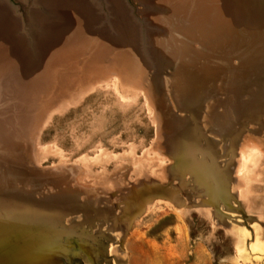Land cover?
<instances>
[{
	"label": "rangeland",
	"instance_id": "1",
	"mask_svg": "<svg viewBox=\"0 0 264 264\" xmlns=\"http://www.w3.org/2000/svg\"><path fill=\"white\" fill-rule=\"evenodd\" d=\"M4 1L24 19L27 34L37 23L34 9H47L39 0ZM87 1L101 28L110 25L115 34V13L124 9L137 26L141 61L156 75L153 3ZM115 53L95 68L87 53L53 64L32 112L27 168L21 163L24 173L12 176L36 200L56 203L13 213L0 206V264H264V115L258 123L237 122L230 141L223 129L199 123L216 142L215 158L195 157L182 140L173 152L158 98L144 82L120 76ZM69 66L76 67L73 80L58 89L57 75ZM167 102L175 115L190 116Z\"/></svg>",
	"mask_w": 264,
	"mask_h": 264
},
{
	"label": "bare ground",
	"instance_id": "2",
	"mask_svg": "<svg viewBox=\"0 0 264 264\" xmlns=\"http://www.w3.org/2000/svg\"><path fill=\"white\" fill-rule=\"evenodd\" d=\"M150 1L153 4L146 12L158 27V33L151 35L159 68L156 75L141 61L135 40L137 26L129 15L130 20L126 18L123 8L115 13L118 18L112 30L119 31L115 34L110 25L101 28L100 18L87 0H39V4L47 3L48 10L34 9L30 19L36 18L37 23L30 24L27 34L17 10L0 2V206L10 207L13 213L56 203L51 197L36 200L12 176L24 173L21 163L24 170L27 168L25 146L35 122L32 112L38 108L37 96L46 88L55 63L79 61L87 53L88 64L95 68L116 50L113 63L120 76L144 82L158 98L164 112L163 133L167 130L165 134L174 137L166 146L173 152L175 141L182 140V148L193 145L189 150L195 157L206 154L215 158L216 142L201 133L199 123L206 122L211 131L223 129L230 141L237 122L250 118L258 123L262 118L264 0ZM64 69L65 73H58L56 78H61L58 89L63 90L76 73L75 66ZM216 89L224 96L215 97ZM167 98L190 116L185 119L175 115ZM221 109L224 115H219ZM206 110L209 115L204 118ZM202 142L208 149L201 147Z\"/></svg>",
	"mask_w": 264,
	"mask_h": 264
}]
</instances>
